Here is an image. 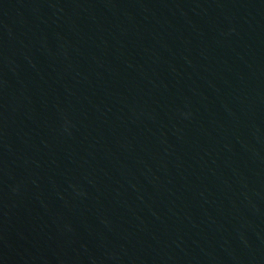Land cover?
I'll return each mask as SVG.
<instances>
[{"label": "water", "instance_id": "water-1", "mask_svg": "<svg viewBox=\"0 0 264 264\" xmlns=\"http://www.w3.org/2000/svg\"><path fill=\"white\" fill-rule=\"evenodd\" d=\"M0 264H264V0H0Z\"/></svg>", "mask_w": 264, "mask_h": 264}]
</instances>
